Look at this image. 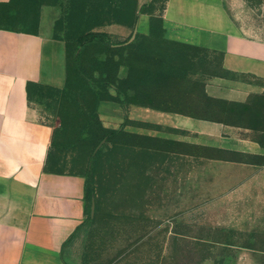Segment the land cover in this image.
I'll return each mask as SVG.
<instances>
[{
  "label": "rangeland",
  "instance_id": "374dc122",
  "mask_svg": "<svg viewBox=\"0 0 264 264\" xmlns=\"http://www.w3.org/2000/svg\"><path fill=\"white\" fill-rule=\"evenodd\" d=\"M167 1L146 0L150 29L134 40L108 31L112 24L135 27L142 13L134 1L17 0L11 14L0 15V26L35 30L39 9L58 7L54 36L67 43L69 88L38 87L33 100L56 127L59 171L87 176L103 138L100 97L90 80L110 77L133 104L224 122L226 132L214 144L131 133L104 140L90 184L94 220L72 262L264 264V81L251 80L261 93L243 105L207 99L210 81L224 74L222 55L166 39ZM224 1L248 35L264 40V0ZM88 32H106L112 43L93 38L78 50Z\"/></svg>",
  "mask_w": 264,
  "mask_h": 264
},
{
  "label": "crops",
  "instance_id": "0c3cea01",
  "mask_svg": "<svg viewBox=\"0 0 264 264\" xmlns=\"http://www.w3.org/2000/svg\"><path fill=\"white\" fill-rule=\"evenodd\" d=\"M137 1L139 7L146 2ZM57 12V6H42L36 33L0 26V264H73L89 217L86 177L51 169L56 127L42 119L33 100L38 87L66 86L68 47L54 36ZM163 28L169 41L222 55L226 74L208 84L211 97L246 103L261 93L251 80L264 81V40L248 35L224 0H168ZM149 29L148 16L140 14L134 28L112 24L108 31L146 35ZM98 113L105 127L172 141L214 144L226 132L222 123L142 104L124 109L101 101Z\"/></svg>",
  "mask_w": 264,
  "mask_h": 264
},
{
  "label": "trees",
  "instance_id": "16d2710c",
  "mask_svg": "<svg viewBox=\"0 0 264 264\" xmlns=\"http://www.w3.org/2000/svg\"><path fill=\"white\" fill-rule=\"evenodd\" d=\"M121 1H125V2H136L137 4V7H138V11L139 13H145L146 9L147 8V4H143L141 7H139L138 5V1L137 0H121ZM17 3V0H11L9 3H4V4H1L0 5V15H3L4 13H7V14H11V11L14 10V6L15 4ZM40 13H41V10L39 9V18L37 20V28L35 30H24V29H14V28H9V27H6L8 29H13V30H22V31H25V32H38V28H39V22H40ZM3 26V25H2ZM133 32L131 33V38L133 36ZM138 34V33H137ZM136 34V35H137ZM93 38H98L102 41H108V43H112L111 41V35L106 33V32H88V33H85L83 34L79 40H78V44H77V49L80 50L82 47L85 46V44L87 42L90 41V39H93ZM136 38V37H135ZM120 46H125V44H121ZM69 63H70V57L68 55L67 57V67H68V77H67V82H66V86L61 89L60 91H62L63 93L64 92H67L68 90V81H69ZM121 65H124V63H119V67ZM224 70V74H218V75H215V76H222V75H225L226 71L225 69L223 68ZM115 73H117V70L115 71ZM122 80V79H121ZM114 81H112L110 79V77H107V78H102V79H94V80H90V85H92V87L95 89V92L97 93V95L100 97V102L101 101H116V102H119L122 104V106L124 107V109H127V107L130 105V104H133V102H129L128 98H127V94L125 92H123L120 87L118 85H116V83H112ZM112 90H115L117 92L116 95H114L112 93ZM205 96L207 97V99L209 100H212V101H215V102H228V103H234V102H229V101H225V100H221V99H217V98H214V97H211L210 95H208L206 89H205ZM256 96V95H254ZM247 103V102H246ZM246 103H236V104H246ZM144 106H148V105H144ZM148 107H152V106H148ZM152 108H156V109H160V108H157V107H152ZM160 110H165V109H160ZM165 111H171V112H177V113H180V114H184V115H188V116H192L194 118H198V119H203V120H209V121H214V122H219V123H224L222 120H218V119H213V118H207V117H199L197 115H193V114H188V113H181L179 111H176V110H165ZM100 124H101V130L104 132L103 133V138L99 141V143L97 144L96 148H95V152L92 154L91 156V162H92V166L88 169L87 171V176L86 177V193H87V198H88V201H89V204L91 206V203L93 202V199L96 197V191L95 189H90V184H92V181H93V164L96 162L97 158H99V156L101 155V147L99 148V146L101 145V143L105 140L107 143H111L112 142V136L113 135H121V134H125L127 133L123 127L119 128V129H112V128H108V127H105L103 125V123L101 122L100 120ZM226 124V123H225ZM55 146V145H53ZM53 152H54V147L52 149V157H53ZM51 157V155H50ZM54 158V157H53ZM55 162L54 160L52 161L51 163V169L56 171V172H63V171H59L58 169L54 168L55 167ZM93 217L91 216V212H89V217L87 219V222L88 221H93Z\"/></svg>",
  "mask_w": 264,
  "mask_h": 264
},
{
  "label": "water",
  "instance_id": "95a60500",
  "mask_svg": "<svg viewBox=\"0 0 264 264\" xmlns=\"http://www.w3.org/2000/svg\"><path fill=\"white\" fill-rule=\"evenodd\" d=\"M136 34H137V31L135 30V32H134V34H133L131 40H134V39H135ZM94 209H95V203H93V206H92V216H93V214H94Z\"/></svg>",
  "mask_w": 264,
  "mask_h": 264
}]
</instances>
